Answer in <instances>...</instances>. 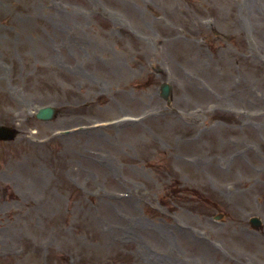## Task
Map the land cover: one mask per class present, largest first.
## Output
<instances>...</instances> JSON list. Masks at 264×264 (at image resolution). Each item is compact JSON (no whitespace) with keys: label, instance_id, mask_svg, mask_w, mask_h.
Returning <instances> with one entry per match:
<instances>
[{"label":"rangeland","instance_id":"374dc122","mask_svg":"<svg viewBox=\"0 0 264 264\" xmlns=\"http://www.w3.org/2000/svg\"><path fill=\"white\" fill-rule=\"evenodd\" d=\"M0 124V264H264V0H0Z\"/></svg>","mask_w":264,"mask_h":264},{"label":"water","instance_id":"95a60500","mask_svg":"<svg viewBox=\"0 0 264 264\" xmlns=\"http://www.w3.org/2000/svg\"><path fill=\"white\" fill-rule=\"evenodd\" d=\"M162 92H163L164 95L168 92V88H167L166 85H164L162 87ZM39 111L40 112L38 113L37 118H41V119H46V120L50 119L53 116V114H54V111L52 109H49V108L42 109V110H39ZM15 134L16 133H15L14 130H12V129L8 128V127L0 126V139H5V141H6L8 139L13 138Z\"/></svg>","mask_w":264,"mask_h":264}]
</instances>
